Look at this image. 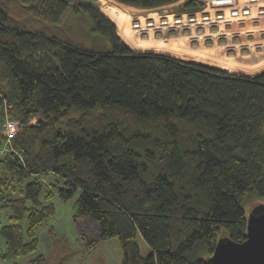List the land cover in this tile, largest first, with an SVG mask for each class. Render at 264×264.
I'll use <instances>...</instances> for the list:
<instances>
[{
    "label": "trees",
    "instance_id": "16d2710c",
    "mask_svg": "<svg viewBox=\"0 0 264 264\" xmlns=\"http://www.w3.org/2000/svg\"><path fill=\"white\" fill-rule=\"evenodd\" d=\"M202 6L183 0L179 10ZM83 27L108 47L77 39ZM4 103L19 130L0 157V259L49 263L35 232L54 213L42 191L77 193L79 230L96 227L90 247L116 238L121 264H207L221 236L245 239L246 199L264 202V70L134 52L98 0H0V122ZM51 248L58 263L73 254L65 238Z\"/></svg>",
    "mask_w": 264,
    "mask_h": 264
},
{
    "label": "rangeland",
    "instance_id": "374dc122",
    "mask_svg": "<svg viewBox=\"0 0 264 264\" xmlns=\"http://www.w3.org/2000/svg\"><path fill=\"white\" fill-rule=\"evenodd\" d=\"M98 0V6L100 3ZM180 2L157 7V11L160 13L168 11L179 10ZM102 8L107 9L106 11L112 10L113 13L117 8L122 7L113 2L103 3ZM112 13V16H113ZM138 13L132 14L133 19L139 18ZM19 21L23 20V13L19 10L13 14ZM146 17V16H145ZM113 18H115L113 16ZM143 18V17H142ZM71 19L66 16L65 21L60 25L61 27L67 26ZM130 22V27H131ZM75 26H78L74 22ZM262 27V26H261ZM65 29V28H64ZM234 31L228 35H217L213 38L193 40L189 37V31H181L174 33H165L162 36H178L180 39L171 38L168 42L169 45L172 43L177 44L174 49H167L164 42L167 40H159L161 35L158 34H147L138 35L132 31V39L136 41L145 40V43H157L156 46L143 45L142 49L155 48L159 51L168 52L174 54L180 59L202 63L217 67L228 72L252 75L264 70V32L260 33V30L252 29L249 25L245 27L234 28ZM77 39L85 40L90 45L98 48L105 49L108 47L107 43L104 42L100 37L96 35H90L86 32L83 27L81 30H76ZM228 36V37H227ZM162 38V37H161ZM154 45V44H153ZM161 53V52H159ZM165 54V53H163ZM172 56V55H171ZM35 120H32L34 122ZM1 125V123H0ZM52 178L51 175H45L43 190L47 189V181ZM77 193L68 200L60 199L56 194L49 198H44V191L41 192L40 198L44 204L52 203L54 207V213L52 216L46 218L39 226H37L35 232L39 237V251H42L49 259L48 264H64L58 263L59 256L56 253L51 252V247H56L57 241L65 238L69 247L73 248V254L67 264H121L122 251L120 244L116 238L104 239L98 241L94 247H90L91 239H95L97 236L96 227L90 223L87 227H83V231H80L77 224L73 220L74 204ZM261 202L255 195L249 196L243 203V209L246 217L249 214L251 208ZM7 214L0 213V219L2 223H7ZM136 242L138 244L139 253L142 256H147L151 249L142 239L139 233L136 235ZM4 249V242L0 238V251ZM34 257V254L20 256L17 258L3 260L0 259V264H30V260Z\"/></svg>",
    "mask_w": 264,
    "mask_h": 264
},
{
    "label": "built area",
    "instance_id": "2783aa9c",
    "mask_svg": "<svg viewBox=\"0 0 264 264\" xmlns=\"http://www.w3.org/2000/svg\"><path fill=\"white\" fill-rule=\"evenodd\" d=\"M199 9L160 13L157 10L143 18L134 19L130 29L138 35L189 31L193 40L228 35L234 28L250 26L264 32V0H201ZM262 26V27H261ZM228 37V36H227ZM0 122V157L13 151L12 138L19 130L18 121L7 113Z\"/></svg>",
    "mask_w": 264,
    "mask_h": 264
},
{
    "label": "water",
    "instance_id": "95a60500",
    "mask_svg": "<svg viewBox=\"0 0 264 264\" xmlns=\"http://www.w3.org/2000/svg\"><path fill=\"white\" fill-rule=\"evenodd\" d=\"M207 264H264V202L255 204L246 217V236L235 242L218 238Z\"/></svg>",
    "mask_w": 264,
    "mask_h": 264
},
{
    "label": "crops",
    "instance_id": "0c3cea01",
    "mask_svg": "<svg viewBox=\"0 0 264 264\" xmlns=\"http://www.w3.org/2000/svg\"><path fill=\"white\" fill-rule=\"evenodd\" d=\"M109 1L116 3L122 7H119V9L117 8L116 13H115V11L113 13L112 10L106 11L107 9L105 7L103 9L102 5L104 6L103 3H106ZM182 1L183 0H178V2H180V3ZM99 2H102L99 4V9L101 10V12H103V14H105L116 25L118 36L131 48V50H133L134 52H140V51L161 52V53H165V54L174 56V54H170V53L164 52L162 50L159 51V50H156L155 48H152V47L151 48L149 47L146 49L141 48V46H143V45H152L154 47L157 44H159V42H157V43H151V42L145 43L144 42L145 40H141L140 42L137 41L138 43H136V41L132 39L133 34H132L131 29H130V22L133 19L132 14L138 13L137 15H139V17L142 18V17L148 16L150 14L151 15L154 14L155 11L157 10L156 8H140V7L122 4L116 0H100ZM166 5H168V4H166ZM112 13H113V16L115 18H113ZM161 37H160V39H155V40L156 41H159V40L164 41V40L168 39L167 41L164 42V45H163L164 47H165V45L166 46L168 45V47H166L167 49H174L175 47H177L176 42L172 43L171 45L168 44L169 43L168 41L171 38L180 39L178 36H170L169 38L164 37V36H161ZM174 57H176V56H174ZM178 58H181V57H178Z\"/></svg>",
    "mask_w": 264,
    "mask_h": 264
}]
</instances>
